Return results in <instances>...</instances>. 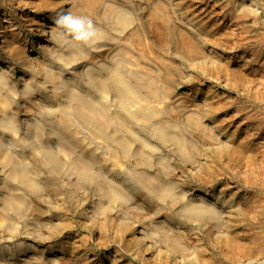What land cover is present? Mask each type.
I'll return each mask as SVG.
<instances>
[{
	"label": "rangeland",
	"instance_id": "374dc122",
	"mask_svg": "<svg viewBox=\"0 0 264 264\" xmlns=\"http://www.w3.org/2000/svg\"><path fill=\"white\" fill-rule=\"evenodd\" d=\"M116 8L126 23L109 16ZM90 25L103 37L89 39ZM0 65L11 123L0 120V196L10 166L39 184L34 191L14 181L11 191L23 194L17 212L0 204L11 224L0 227V264H264V0H0ZM114 65L136 101L158 110L155 120L175 125L186 155L88 81L90 69L101 75ZM60 80L157 152L113 165L111 145L74 115L75 98ZM59 114L84 139L78 152L94 149L92 180L59 152L48 126ZM33 125L57 167L27 137ZM148 177L169 181L176 198L150 194L140 179ZM108 180L124 200L100 196ZM182 192L202 193L216 215L183 213Z\"/></svg>",
	"mask_w": 264,
	"mask_h": 264
},
{
	"label": "bare ground",
	"instance_id": "6f19581e",
	"mask_svg": "<svg viewBox=\"0 0 264 264\" xmlns=\"http://www.w3.org/2000/svg\"><path fill=\"white\" fill-rule=\"evenodd\" d=\"M109 16L115 19L116 24H124L128 21V17L118 8L109 13ZM102 34V31L94 25H90L86 29V35L89 39L97 40L98 38L103 37ZM74 50L76 53L70 50L64 57L70 59L75 56L78 51L76 49ZM2 69L3 67L0 65V85L4 81V75L1 71ZM88 72V81L94 83L101 92L105 93V95L107 93L112 94L117 105H119L126 112L125 115L129 116L131 121L141 124L154 136L158 137L161 141L173 149H176V151L181 153L183 156L187 154L185 138L183 135L174 124L170 123V121L159 122L155 120V118L158 117L157 109L150 107L151 105L147 103L136 101L134 88L119 72L117 65L104 69L101 75L99 73L97 75V72L91 69ZM52 76L56 78L54 71H52ZM60 84L61 87L65 89L67 96L75 98L76 105L73 112L74 115L81 119L85 126L88 125L100 139H103L106 143L111 145L110 147H106V150L110 152L109 155L112 156L111 161L113 165L120 167L122 165L120 160L123 155H132L145 161L151 156V154L157 152L158 146L156 147V144L154 145L144 137H139L133 134L131 126H129L125 121H121V118L116 115L110 114L111 112L108 111L103 103L82 98L79 93L73 92L74 88L65 80H60ZM7 105V99L0 94V120L4 122L5 126L11 127V123L5 114ZM48 126H50V133L54 135L56 141L59 143V152L63 156L67 157L73 171L76 172L77 175L84 176L87 180H92L95 176V168L97 166L94 149L87 150L86 154L78 152L79 148H82V145L84 144V139L77 134V129L74 130V128L69 127L67 119L64 115L59 114L57 116H53V118L49 120ZM40 133L41 132L38 130L36 125L29 127L26 132L27 137L30 140L36 141L37 146H35V149L38 152L43 153L42 156L47 162H50L54 167H57L58 161H56L53 155L49 152L46 146L47 142L44 141V138H42ZM118 152L120 153V157L119 154H117ZM158 159H163V156ZM104 176H102V178ZM145 176L146 175H144V177ZM60 177L61 179L65 178L62 173L60 174ZM140 179L144 183L143 185H145L150 194H153V196L162 199L175 197L169 181L161 180V178L159 183L154 184L150 177ZM2 180L3 184L7 186L8 193L2 197L0 196L3 198L1 199L0 204L3 209L9 211L14 210L17 212L23 203V194L14 192L16 191V188L13 186L15 183L14 181H18L34 191L38 190L39 186L37 180L33 176L29 175L24 169H19L14 166L9 167V171L7 170V174ZM103 180L105 181V179ZM93 184L95 185V183ZM12 188L14 191H11ZM98 189L100 196L105 197L108 200L120 202L125 199L124 192H122L118 185L112 180L108 183L105 182L104 185L102 184ZM180 194L181 195H178L180 198L179 209L183 213L192 216L209 215L212 217L216 215L215 210L211 208L213 206L210 207L204 202V200H202V193L191 192V195H188L187 193L182 192ZM127 196L128 195L126 193V198ZM2 214H0V227L4 228V226H6L7 228L5 222L8 220H4L7 217L6 215L2 216ZM141 239L146 240L144 234Z\"/></svg>",
	"mask_w": 264,
	"mask_h": 264
},
{
	"label": "clouds",
	"instance_id": "9594fccd",
	"mask_svg": "<svg viewBox=\"0 0 264 264\" xmlns=\"http://www.w3.org/2000/svg\"><path fill=\"white\" fill-rule=\"evenodd\" d=\"M66 23H68L69 26L72 27V28H79V27H81V23L78 22V21L67 20Z\"/></svg>",
	"mask_w": 264,
	"mask_h": 264
}]
</instances>
